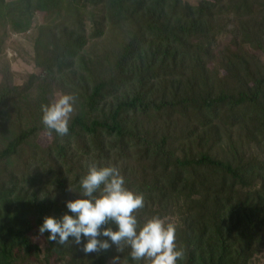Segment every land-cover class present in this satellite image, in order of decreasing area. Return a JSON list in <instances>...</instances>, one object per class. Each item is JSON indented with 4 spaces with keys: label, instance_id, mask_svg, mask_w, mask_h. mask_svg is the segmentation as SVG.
<instances>
[{
    "label": "trees",
    "instance_id": "obj_1",
    "mask_svg": "<svg viewBox=\"0 0 264 264\" xmlns=\"http://www.w3.org/2000/svg\"><path fill=\"white\" fill-rule=\"evenodd\" d=\"M32 11L55 21L34 41L42 74L16 86L4 71L0 83V264H147L129 246L85 254L50 233L44 249L35 243L45 217L72 215L66 202L80 198L90 165L117 167L143 194L141 226L175 224L177 264H254L264 253V0H0V55L9 21L26 33ZM52 89L76 98L64 136L42 124Z\"/></svg>",
    "mask_w": 264,
    "mask_h": 264
},
{
    "label": "clouds",
    "instance_id": "obj_2",
    "mask_svg": "<svg viewBox=\"0 0 264 264\" xmlns=\"http://www.w3.org/2000/svg\"><path fill=\"white\" fill-rule=\"evenodd\" d=\"M75 102L73 95L64 94L41 106L42 124L50 134H68ZM80 187V198L66 202L72 215L66 213L60 219L45 217L39 227L41 236L50 233L47 239L61 245L72 238L74 244H82L85 254L107 251L113 244L118 250L129 246L132 259L147 264H177L184 257L183 248L176 243L175 224L160 216L139 224L135 213L144 207V196L125 187V179L117 167L90 165ZM68 190L73 192L70 187ZM111 224L118 230L104 227ZM113 264H119L118 257Z\"/></svg>",
    "mask_w": 264,
    "mask_h": 264
},
{
    "label": "rangeland",
    "instance_id": "obj_3",
    "mask_svg": "<svg viewBox=\"0 0 264 264\" xmlns=\"http://www.w3.org/2000/svg\"><path fill=\"white\" fill-rule=\"evenodd\" d=\"M10 2L11 0H7ZM191 4H198L201 0H185ZM25 19L20 20L21 23H25V20L32 23L31 30L26 33H16L12 31V25L18 22L17 19L9 21V35L5 41L2 48V54L0 55V83L3 80L4 71H11L13 83L16 86L25 85L31 78L33 74L41 75L42 71L38 68L35 62V51H34V41L38 29L44 24H52L55 19L48 14L41 13L40 11H32L24 15ZM20 23V22H19ZM230 40V37L226 38ZM39 86L43 85L42 82L38 83ZM40 93L39 88L36 86L33 92L24 99L23 104L27 106L29 103H35ZM50 99L53 102L58 99L61 94L54 89L51 91ZM52 141L49 134L43 133L40 136L39 143L43 147H47ZM35 243L39 244L40 247L44 249L46 246L42 236L35 238ZM254 264H264V253L258 257Z\"/></svg>",
    "mask_w": 264,
    "mask_h": 264
}]
</instances>
